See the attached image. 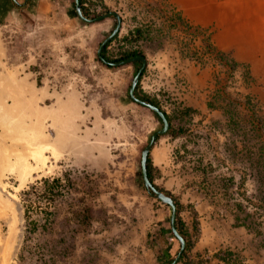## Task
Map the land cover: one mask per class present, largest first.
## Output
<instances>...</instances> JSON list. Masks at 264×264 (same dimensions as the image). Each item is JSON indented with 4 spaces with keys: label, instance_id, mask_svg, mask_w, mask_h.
Here are the masks:
<instances>
[{
    "label": "rangeland",
    "instance_id": "rangeland-1",
    "mask_svg": "<svg viewBox=\"0 0 264 264\" xmlns=\"http://www.w3.org/2000/svg\"><path fill=\"white\" fill-rule=\"evenodd\" d=\"M24 2L0 0V185L4 193H10L1 203L14 219L12 227L2 225L3 238L9 239L8 252L14 251L5 260L7 264H68L76 241L84 239L85 206L102 201L100 196L104 193L118 206L121 193L146 191L143 179L117 181V176L111 174L121 171L119 163L126 155H135L141 161L144 147L162 124L157 118L155 130L148 131L154 124L150 116L155 114L130 97L140 63L109 67L98 57L101 42L116 28L117 19L113 16L87 24L93 30V42L86 60L74 65L78 77L69 94L75 102L59 101L51 87L31 85L30 80L23 79L19 64L27 58L22 53L26 49L22 50L20 27L12 22L9 10L12 3ZM113 2L106 4V12L118 13L125 22L124 31L138 19L144 21V52L162 47L170 35V23L163 18L155 20L138 9L141 5H151L153 10L163 4L173 7L168 0ZM77 19L84 24L79 16ZM218 29L228 39H243V46L253 54L236 61L231 54L214 48L247 74L251 97L232 106L222 93L221 97L234 114L233 126L240 141L234 146L235 153L250 163L255 180L252 202L258 201L264 213V0H216V33ZM40 31L42 36L34 47L49 44L44 39L46 30L41 27ZM258 31L263 32L259 38L254 34ZM251 35L260 42L258 48L250 42ZM209 41L212 45L210 36ZM260 102L261 106L256 107L255 103ZM37 142L42 148H50L43 151L39 171L21 183L12 157L16 149L23 152ZM8 153L11 157L6 161ZM100 167L104 170L96 172ZM95 211L101 214L100 209Z\"/></svg>",
    "mask_w": 264,
    "mask_h": 264
},
{
    "label": "crops",
    "instance_id": "crops-1",
    "mask_svg": "<svg viewBox=\"0 0 264 264\" xmlns=\"http://www.w3.org/2000/svg\"><path fill=\"white\" fill-rule=\"evenodd\" d=\"M168 1L182 21L208 31L215 49L231 54L236 61L253 56L243 46V39H228L222 29L216 33V0ZM9 16L20 27L22 50L26 49L22 53L27 58L19 64L22 78L31 85L51 87L59 101L75 102L69 94L78 77L74 65L90 55L93 30L87 24L94 22L78 15L75 0L12 3ZM41 27L49 44L34 47L42 36ZM262 33L254 32L257 38ZM250 42L256 48L260 43L252 35ZM213 74L210 66L186 62L184 75L191 90L184 96L183 108L170 115L174 134L160 136L151 149V180L175 199L183 236L190 243L176 264H264V216L255 217L234 198L235 193L253 192L255 180L250 163L235 153L234 146L240 141L233 126L234 114L217 91ZM150 119L154 123L151 132L157 117ZM125 157L119 163L121 171L111 175L117 181L143 179L142 162L135 155ZM108 196L101 194L102 201L84 207V239L76 241L68 264H169L180 249L172 231L171 207L147 188L121 193L118 206Z\"/></svg>",
    "mask_w": 264,
    "mask_h": 264
},
{
    "label": "built area",
    "instance_id": "built-area-1",
    "mask_svg": "<svg viewBox=\"0 0 264 264\" xmlns=\"http://www.w3.org/2000/svg\"><path fill=\"white\" fill-rule=\"evenodd\" d=\"M165 5H161L157 10H153L151 5H141L138 12L147 14L155 20L166 19L170 23L167 44L153 52H144L142 37L138 39L135 32L137 29H145L142 27L144 21L140 19L126 31H124L125 22H121L118 35L107 44V56L111 59H118L128 51L145 54L147 62L139 81V91L155 99L167 114L176 115L183 108L185 94L191 90V85L184 75L187 62L198 67L210 66L214 71L215 87L217 86V90L224 95L226 102L231 106L240 104L246 96L251 97L252 93L247 89L249 83L246 72L235 67L231 59H227L212 47L209 43L210 35L206 30L189 22L180 21L182 19L177 17L173 7ZM83 6L86 15L91 18L107 11L106 4L102 0H83ZM123 14L129 15L125 11ZM255 106H261V102L255 103ZM235 189H240L238 182L235 183ZM252 193L251 191H247L245 195L235 193L234 198L243 203L250 213L262 216L264 213L259 202H252L255 201Z\"/></svg>",
    "mask_w": 264,
    "mask_h": 264
},
{
    "label": "water",
    "instance_id": "water-1",
    "mask_svg": "<svg viewBox=\"0 0 264 264\" xmlns=\"http://www.w3.org/2000/svg\"><path fill=\"white\" fill-rule=\"evenodd\" d=\"M14 1H18V0H14ZM25 1H28V0H25ZM75 2H76V10H77L78 15L86 22L93 23V22H97V21H102V20H104L108 17H111V16L116 17V19H117L116 28L113 30V32L105 40H103L101 42V44L98 48V57L104 64H106L108 66H112V67H119V66H124V65H126L128 63H132V62H141V66L137 70V72L135 73L133 80H132V83H131V87L129 90L130 97L136 103L154 111L162 120V128H160L159 130L152 133L148 144L144 147V149L142 151L141 162H142L143 180H144V184H145L146 188L149 190V192H151L155 197H157L163 203L169 205L172 209L171 226H172V231H173L174 235L177 237V239L180 242V249H179L176 257L169 264H176L181 260L183 254L185 252V249L187 246V240L178 231V228L176 225L177 206L175 203V199L169 193H166L165 191L156 187L148 175V157L150 155L151 149L154 146V144L157 141L159 136L168 134L169 129H170V121H169L166 113L160 107L152 104L150 101L143 100L136 95V89H137L138 83L140 81V78L142 76V73L144 71V68H145V65L147 62L146 57L142 54H137L135 56H132L130 58L120 60V61H109V60H107L103 55V50L106 47V45L119 33L120 28H121V22H122L120 16L118 15V13L116 11H109V12H106V13H103L101 15H98L96 17L91 18V17H88L84 13L80 0H75ZM163 264H168V263H163Z\"/></svg>",
    "mask_w": 264,
    "mask_h": 264
},
{
    "label": "bare ground",
    "instance_id": "bare-ground-1",
    "mask_svg": "<svg viewBox=\"0 0 264 264\" xmlns=\"http://www.w3.org/2000/svg\"><path fill=\"white\" fill-rule=\"evenodd\" d=\"M49 148H50V145L42 148L41 143L37 142L35 144H32V146H28L27 149H25L23 152H20L19 150L16 149V151L14 152L15 154L12 157L14 160L11 162L13 163L15 168L17 169L16 171L18 173L19 180L21 183H24L27 179H29L30 177H33L34 174L37 171H39V168L41 167V164L43 163V159H44L43 151H45ZM10 157H11V154L8 153V157H7L6 161H9ZM4 192H5L4 188L2 187V185H0V252L2 253V254H0V264H7L6 260H5L6 256L9 255V258H11L12 255L14 254V251L12 253V250H9V252H8V245L7 244H8L9 239L8 238H7L8 240L6 238L4 239L3 238L4 236L2 234L3 223L8 225L9 227H12V224L14 222L13 217L7 212V210L3 207L2 203H1L4 201V199H7L6 198L7 194L10 196V193L6 192L7 193L6 194ZM11 196H12V194H11ZM7 202H8V200H7ZM4 203H5V201H4ZM10 255H11V257H10Z\"/></svg>",
    "mask_w": 264,
    "mask_h": 264
},
{
    "label": "trees",
    "instance_id": "trees-1",
    "mask_svg": "<svg viewBox=\"0 0 264 264\" xmlns=\"http://www.w3.org/2000/svg\"><path fill=\"white\" fill-rule=\"evenodd\" d=\"M25 1V0H24ZM15 2H17V1H15ZM80 2H81V4H82V8H83V11H84V13H85V8H84V6H83V0H80ZM20 5H22L23 3H19ZM86 14V13H85ZM136 35H137V38L139 39L140 37H142L143 35H144V33H145V31L144 30H142V29H137L136 31ZM107 47V46H106ZM106 47L104 48V50H103V55H104V57L107 59V60H109V61H120V60H124V59H127V58H130V57H132V56H135V55H137V54H140V53H138V52H130V51H128V52H125L120 58H118V59H111L109 56H107V54H106V52H107V49H106ZM138 63V62H137ZM139 63H141V62H139ZM109 67H112V66H109ZM136 95L138 96V97H140L141 99H143V100H147V101H150L152 104H154V105H156V106H158V107H160L159 106V103L155 100V99H152L151 97H149L148 95H146V94H142L140 91H139V83H138V86H137V89H136ZM155 115H156V117L159 119V121L161 122V124H162V120H161V118L154 112V111H152ZM165 112V111H164ZM166 113V112H165ZM166 115H167V117H168V119H169V121H170V129H169V132L168 133H170V134H174V131H173V129H172V118H171V116L169 115V114H167L166 113ZM160 137V136H159ZM158 137V138H159ZM158 140V139H157ZM156 143V142H155ZM148 175H149V177H150V179H151V158H150V155H149V157H148ZM54 182H59V179H54L53 180ZM151 193V192H150ZM152 194V193H151ZM176 206H177V204H176ZM176 225H177V228H178V231L182 234V235H184L185 236V230H184V226H183V224H182V222H181V220L179 219V217L177 216V220H176ZM189 241L187 242V246H186V249H185V251L188 249V246H189ZM185 253V252H184ZM184 255V254H183Z\"/></svg>",
    "mask_w": 264,
    "mask_h": 264
},
{
    "label": "flooded vegetation",
    "instance_id": "flooded-vegetation-1",
    "mask_svg": "<svg viewBox=\"0 0 264 264\" xmlns=\"http://www.w3.org/2000/svg\"><path fill=\"white\" fill-rule=\"evenodd\" d=\"M117 35H118V34H117ZM117 35H116V36H117ZM116 36H115V37H116ZM115 37H114V38H115ZM106 46H107V45H106ZM106 49H107V47H106ZM106 54H107V52H106ZM140 54H141V53H140ZM142 55H143V54H142ZM136 63H137V62H136ZM139 65H141V63H140ZM145 66H146V65H145ZM139 68H140V66H139ZM139 68H138V69H139ZM144 70H145V68H144Z\"/></svg>",
    "mask_w": 264,
    "mask_h": 264
}]
</instances>
